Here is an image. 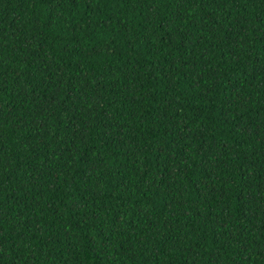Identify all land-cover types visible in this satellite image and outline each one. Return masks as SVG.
<instances>
[{"label":"trees","instance_id":"trees-1","mask_svg":"<svg viewBox=\"0 0 264 264\" xmlns=\"http://www.w3.org/2000/svg\"><path fill=\"white\" fill-rule=\"evenodd\" d=\"M0 264H264V0H0Z\"/></svg>","mask_w":264,"mask_h":264}]
</instances>
